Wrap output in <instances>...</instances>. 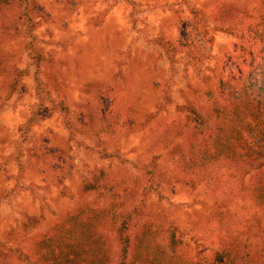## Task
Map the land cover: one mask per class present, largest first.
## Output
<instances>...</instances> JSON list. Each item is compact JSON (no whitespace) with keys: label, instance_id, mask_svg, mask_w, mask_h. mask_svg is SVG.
I'll return each mask as SVG.
<instances>
[{"label":"rangeland","instance_id":"obj_1","mask_svg":"<svg viewBox=\"0 0 264 264\" xmlns=\"http://www.w3.org/2000/svg\"><path fill=\"white\" fill-rule=\"evenodd\" d=\"M226 1L35 0L30 20L20 3L0 8V264L45 259L42 246L50 245L51 228L92 199L85 184L95 171L121 180L122 192L129 188L120 194L137 206L140 223L153 219L165 228L173 221L184 230L183 250L192 254L197 242L211 243L199 234L208 227L191 221L211 200L199 189L173 191L175 149L154 143L184 124L202 121L209 128L225 113L242 123L240 111L219 110L240 70L236 54L242 45L254 48L239 31L219 30L213 21V8ZM242 1L257 21L264 0ZM35 46L43 55L38 66ZM23 69L28 73L15 71ZM58 101L66 103V116ZM108 118L117 123L107 125ZM148 162L166 170L150 196L137 187ZM104 230L110 246L104 262L112 264L120 248L108 225ZM127 254L132 261V251Z\"/></svg>","mask_w":264,"mask_h":264},{"label":"trees","instance_id":"obj_2","mask_svg":"<svg viewBox=\"0 0 264 264\" xmlns=\"http://www.w3.org/2000/svg\"><path fill=\"white\" fill-rule=\"evenodd\" d=\"M10 3L22 4L21 14L29 20L37 13L35 0H0V8ZM253 11L249 2L242 0H227L212 11L219 30L231 34L239 31L254 48L250 51L242 45V53L236 54L240 70L233 73L227 105L219 110L225 113L229 107L236 115L240 111L242 123L236 124L232 115L225 113L209 128L202 121L192 128L184 124L177 134H161L154 143L160 149H175V178L169 181L172 190L199 189L211 200L191 218L196 226L208 227L200 229L199 234L209 235L211 243L197 242L200 247L192 254L183 250L180 233L184 230L173 221L165 228L153 219L140 223L136 219L142 214L137 213V206L130 207V200L122 197L129 188L122 192L121 180L113 181L108 174L95 171L85 184L86 194L92 199L69 209L51 228V243L42 246L41 254L46 257L41 259L39 255L37 264H90L85 262L89 257L94 264H105L110 247L105 244V224L108 236H115L120 248L119 258L112 264H264V12L253 21ZM249 32H258L259 36L251 40L247 38ZM32 50L38 66L43 55L36 46ZM15 71L20 76L28 73L27 69ZM14 78L15 83L18 78ZM57 103L56 108L66 116V103ZM104 123L116 124L117 120L108 118ZM148 163L144 164L147 176L137 187L141 186V195L150 196L166 170H159L155 162ZM230 172L236 175L234 180L227 177ZM128 250L132 251L129 262ZM83 253L87 258H82ZM78 256L75 262L73 258Z\"/></svg>","mask_w":264,"mask_h":264}]
</instances>
